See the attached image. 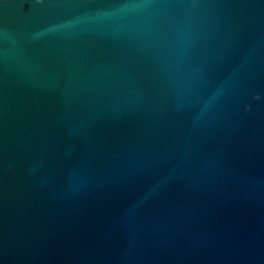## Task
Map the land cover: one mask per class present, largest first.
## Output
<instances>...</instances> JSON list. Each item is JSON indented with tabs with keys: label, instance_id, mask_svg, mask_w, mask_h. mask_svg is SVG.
<instances>
[{
	"label": "water",
	"instance_id": "water-1",
	"mask_svg": "<svg viewBox=\"0 0 264 264\" xmlns=\"http://www.w3.org/2000/svg\"><path fill=\"white\" fill-rule=\"evenodd\" d=\"M0 264H264V0H0Z\"/></svg>",
	"mask_w": 264,
	"mask_h": 264
}]
</instances>
